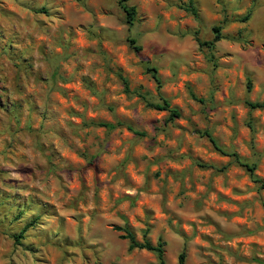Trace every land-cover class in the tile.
I'll list each match as a JSON object with an SVG mask.
<instances>
[{"label":"rangeland","instance_id":"374dc122","mask_svg":"<svg viewBox=\"0 0 264 264\" xmlns=\"http://www.w3.org/2000/svg\"><path fill=\"white\" fill-rule=\"evenodd\" d=\"M128 5L131 29L118 0H0V264H157L115 227L165 264L264 262V189L204 135L264 182V0ZM115 120L147 137L88 125Z\"/></svg>","mask_w":264,"mask_h":264},{"label":"trees","instance_id":"16d2710c","mask_svg":"<svg viewBox=\"0 0 264 264\" xmlns=\"http://www.w3.org/2000/svg\"><path fill=\"white\" fill-rule=\"evenodd\" d=\"M118 5L121 8V10L123 11L124 15H125V23L128 25L129 29H131L134 26L135 23V17H136V9L134 6H130L128 5V0H118ZM186 10L189 11L190 13H192L195 17L197 16V13L194 9V7L192 6V4L190 3L187 7ZM251 11L247 12L244 16H242L241 18H237L238 22H246L250 19L251 16ZM213 33H214V37L211 41L209 42H205V41H200L198 38H196V41L198 43V46L200 48H206L207 50V56L209 58V60H214V56H213V49L215 46V43L218 42L222 37L220 35V29L219 27H214L213 28ZM137 41L135 38L133 37H129L128 38V44L130 45V47L132 49H134L135 51H140V47L136 44ZM146 71L151 75V77L154 79V81L157 83L158 87H160V80L158 78L157 75V71L154 67L151 66H146ZM53 75H56V72H54ZM124 86H125V90L128 91L127 88V82L124 81ZM137 96H139L142 100H144L145 104L148 107H151L153 109L156 110H160V111H167L168 113V117L166 119V122H172L174 119H177L180 117V112L175 109V108H170V105L168 103L167 100L161 99V103H153V102H149L146 99V96L144 94H138L136 93ZM191 96L193 97V99H196V97L194 95L191 94ZM246 105L250 108V109H263L264 108V102H255V103H251V102H246ZM111 110V109H110ZM88 125L90 126H94V127H99V128H103L106 132H112L116 129L125 127L128 131H130L134 137L136 139H142L144 137H147V133L145 131H141V130H137L135 128H133L132 126L128 125V124H124L123 122H120L118 120H115L113 122H96V123H89ZM205 136H207V138L209 139L210 143L212 144L213 148L220 152L223 155H226L228 157H231L237 164H239L240 166H242L249 174V177L251 178V180L256 183L259 184L260 187L262 189H264V182L262 180H260L256 175H255V166L254 165H250L246 162H244L237 153L235 152H231V151H227L224 148L219 147L214 139L211 137V135L208 132L204 133ZM96 156H93L89 159L88 161V167H91L94 171H96ZM27 229V227L23 228L21 233H23L25 230ZM116 231H120L123 234L121 235L122 238L127 239L128 240V249L134 250V249H139V250H146L149 252H152L155 254L156 259H157V264H165L164 261V241L159 239L157 241L156 244H153L151 241H149L146 238V232L143 233V239L142 241H138L134 235V233L128 228V227H115L114 228ZM22 235V234H20ZM16 241L17 237H15ZM185 258H186V253L183 250L177 258V264H184L185 262ZM252 261L257 262L259 264H264L263 261L257 259V258H253Z\"/></svg>","mask_w":264,"mask_h":264}]
</instances>
